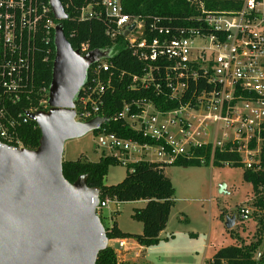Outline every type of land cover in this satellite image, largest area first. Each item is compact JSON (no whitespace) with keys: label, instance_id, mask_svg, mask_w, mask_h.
Instances as JSON below:
<instances>
[{"label":"built area","instance_id":"obj_1","mask_svg":"<svg viewBox=\"0 0 264 264\" xmlns=\"http://www.w3.org/2000/svg\"><path fill=\"white\" fill-rule=\"evenodd\" d=\"M188 1L196 4V13L175 23L167 16L130 15L122 0H60L71 19L99 21L112 42L120 37L122 44L112 48L126 49L140 64L129 72L108 57L92 63L74 118L85 122L103 116L105 94L126 77L129 89L151 91L176 105L159 108L147 97L123 102L107 122L121 121L134 137L101 124L92 133L102 156L131 170L139 162L163 167L181 159L213 165L216 152L236 153L238 159L221 163L259 169L264 0H240V8L232 10H209L203 0ZM57 22L49 0H0V142L10 148H26L21 128L35 122L33 113L49 108V86L39 77V64L49 60ZM76 49L81 55L91 50L89 42ZM112 201L117 200L99 198L100 219ZM249 215V208H240L241 219ZM124 244L120 239L118 249Z\"/></svg>","mask_w":264,"mask_h":264},{"label":"water","instance_id":"obj_2","mask_svg":"<svg viewBox=\"0 0 264 264\" xmlns=\"http://www.w3.org/2000/svg\"><path fill=\"white\" fill-rule=\"evenodd\" d=\"M53 17L54 57L47 110L32 114L40 130L35 148H10L0 142V264H95L108 246L106 229L95 207L99 188L87 175L69 182L63 175L64 144L96 130L106 116L75 120V101L89 66L108 57L109 49L81 55L63 33L67 18L60 0H49ZM132 28V27H131ZM126 34V33H125ZM224 184L220 185L222 191ZM235 215L226 218L230 228ZM261 253L256 259L259 260Z\"/></svg>","mask_w":264,"mask_h":264},{"label":"trees","instance_id":"obj_3","mask_svg":"<svg viewBox=\"0 0 264 264\" xmlns=\"http://www.w3.org/2000/svg\"><path fill=\"white\" fill-rule=\"evenodd\" d=\"M204 7L209 10H232L240 8V0H203ZM124 12L149 18L152 16L172 17L175 23H180L184 18L196 13V4L188 0H122ZM68 18L61 21L63 33L73 49H76L81 42H89L91 49H110L122 44L120 37L112 42L104 33V26L99 21L77 22L71 19V12L65 10ZM51 54L49 60L39 64V77L49 86L51 80L52 60L54 57V44L51 42ZM114 65L129 72L138 71L140 64L131 56L126 49H119L117 53L108 56ZM89 69L87 70L88 77ZM87 80V78H86ZM86 83V82H85ZM129 80L124 77L116 83L113 91L105 94L104 104L101 106L100 115L112 117L122 107L123 102L147 97L152 99L159 108H171L175 102L166 101L160 96H155L151 91L131 90L127 87ZM81 95V91L78 97ZM78 100V98H77ZM75 101V107L77 104ZM108 131L116 132L122 136H132L134 133L126 128L121 121L110 119L102 124ZM40 137V130L35 122H29L21 128V139L26 148H35ZM197 153H204L198 150ZM236 153L216 152L213 165H221V160H236ZM260 168H242L243 180L252 186L253 205L257 209L264 210V131L262 132V144L259 155ZM117 164L111 157L100 156L97 161L63 160L62 169L64 177L73 182L79 175L86 174V184L89 187L99 188V198L105 195L123 201H145L141 207L134 208L132 217L142 223L140 233H129L121 231L116 222L110 227H105L108 239L131 237L143 246H154L160 241L159 233L165 227L171 207L174 204V187L163 172V167L146 162L135 163L130 170H126L124 177L115 184L105 185L103 179L108 172L110 165ZM198 160H177L172 165L192 166L200 165ZM241 166L239 163L232 164ZM255 229L256 239L242 241L227 246H222L214 252L212 257L204 264H264V253L260 249L263 238L258 231L264 226L262 218ZM264 228V227H263ZM260 233V232H259ZM261 253L259 260L256 259ZM95 264H118L116 253L111 246L100 251ZM148 264V263H143Z\"/></svg>","mask_w":264,"mask_h":264},{"label":"rangeland","instance_id":"obj_4","mask_svg":"<svg viewBox=\"0 0 264 264\" xmlns=\"http://www.w3.org/2000/svg\"><path fill=\"white\" fill-rule=\"evenodd\" d=\"M118 50L116 47L110 48L108 56ZM100 156L101 150L96 146L92 131L64 144L63 160L80 158L97 161ZM242 168L210 163L163 166L165 176L174 187V204L159 243L148 250L145 260L151 264H203L222 246L256 239L255 229L260 218L264 223V210L253 205L252 186L243 180ZM126 170L127 167L119 163L110 165L103 183L110 185L119 182ZM222 184L224 188L219 191ZM139 206L133 201L109 202L101 211V221L105 227L116 222L124 231L141 232L142 223L132 217L134 208ZM242 207L250 209L247 219L240 218ZM230 215H235V222L227 228L225 221ZM263 227L258 235L263 238L260 249L264 253ZM116 243L117 239L111 238L108 245L117 255L119 250ZM133 261L135 264L144 263L142 258Z\"/></svg>","mask_w":264,"mask_h":264},{"label":"crops","instance_id":"obj_5","mask_svg":"<svg viewBox=\"0 0 264 264\" xmlns=\"http://www.w3.org/2000/svg\"><path fill=\"white\" fill-rule=\"evenodd\" d=\"M135 203H139L140 206H143L145 201L143 200H136V201H133ZM118 226V225H117ZM118 228L121 230V231H124L122 230L119 226ZM164 229V228H163ZM124 232H127V231H124ZM163 232V230L159 233V238H160V235L161 233ZM131 233V232H129ZM140 233V232H138ZM113 239H117V243L120 239H122L125 244L124 246L117 252V259H118V264H125V262L127 264H135L136 262L133 261L134 259H139V258H142V261H144V263H148V264H151L150 262H147L145 260L146 258V253L148 252V250L154 246H143V245H140L139 243H137L133 238L131 237H125V238H113ZM110 239H108V243H109ZM116 243V244H117ZM216 251V250H215ZM214 251V252H215ZM148 254V253H147ZM214 254V253H213ZM212 254V255H213ZM212 257V256H211ZM210 257V258H211ZM209 258V259H210ZM208 259V260H209ZM207 261V260H206ZM205 260L203 261V264H204ZM140 264H143L141 262H139Z\"/></svg>","mask_w":264,"mask_h":264}]
</instances>
